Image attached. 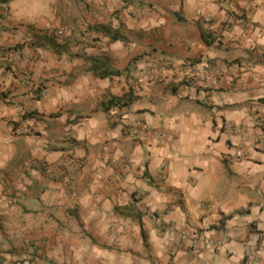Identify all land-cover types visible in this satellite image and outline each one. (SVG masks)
Returning <instances> with one entry per match:
<instances>
[{"label": "crops", "instance_id": "0c3cea01", "mask_svg": "<svg viewBox=\"0 0 264 264\" xmlns=\"http://www.w3.org/2000/svg\"><path fill=\"white\" fill-rule=\"evenodd\" d=\"M5 2L0 58L22 56L0 66V198L65 218L27 225L65 234L48 261L6 264H134L142 229L143 264H264V0Z\"/></svg>", "mask_w": 264, "mask_h": 264}, {"label": "rangeland", "instance_id": "374dc122", "mask_svg": "<svg viewBox=\"0 0 264 264\" xmlns=\"http://www.w3.org/2000/svg\"><path fill=\"white\" fill-rule=\"evenodd\" d=\"M1 4H5L6 8H3ZM8 12H10L8 3L5 2V0H0V15L6 14ZM64 31L65 30L63 28H55L52 33L55 37L60 38L62 35H64ZM16 49L17 48L5 50L3 56L8 55L12 52H15L17 54L18 51ZM20 58L15 60L19 61ZM15 60L6 61L1 60L0 58V66L4 64V61L7 62V64H12L13 62H15ZM42 91L45 92L43 94H40V92ZM46 94L47 87L41 84L40 86H38V88L35 89V91L33 90L31 92L28 98L19 101L16 107L21 113H23L24 117H30V115L35 113L34 111H32V108L34 107L33 100L37 98L39 99ZM13 130L15 132L20 131L28 135L36 134L38 132L37 126L28 123H15ZM56 212H53L50 209H47L40 205H32L30 201L0 198V264H6L8 261L22 263L25 260L34 259L35 257L45 258L48 261L47 257H53V254L50 253L52 250L51 243L54 242L55 245L58 246L65 235L60 231L61 228H57L55 229V231L51 232H44L36 230L37 227L30 229L32 226L27 225L32 223H34L35 225V222L45 224L58 223L60 225L59 227H61L62 223L65 222V218H63V216H61L60 214L54 215V213ZM76 234L78 233H75V235ZM84 234L89 238L92 244H97V238L93 236L92 233L86 232ZM134 239V264H143V261L141 260L142 253L140 254V252L143 248H145L144 253L146 252V242L143 240L144 242L141 245L139 242H137V236H135ZM35 246H37L38 248H35ZM138 248L139 250H137ZM117 250L120 252L121 249L119 248ZM91 259L94 260V258ZM123 264H125L124 260Z\"/></svg>", "mask_w": 264, "mask_h": 264}, {"label": "trees", "instance_id": "16d2710c", "mask_svg": "<svg viewBox=\"0 0 264 264\" xmlns=\"http://www.w3.org/2000/svg\"><path fill=\"white\" fill-rule=\"evenodd\" d=\"M98 26L101 27L105 33L109 34L112 40H118L122 38L121 35L118 33V31L115 29H112L110 26L108 25H98ZM91 28H93V26H91ZM46 38L43 37L44 41L49 42V44L52 47H54V49L60 48L62 46L61 44H58L56 42L54 35L53 37H48L47 39ZM43 39H38V40L42 41ZM207 43L209 44L210 41H207ZM40 44H44V43L42 42ZM88 59L92 62V70L95 71L99 76L105 77V76H108L109 74H113L114 71H109L106 68L107 61L101 58H94V57H88ZM126 105H128V100H124L123 98H120V97H112L107 103L102 104V108L107 111L112 106L122 107ZM141 234H142L143 240L146 242L147 236L143 229L141 230Z\"/></svg>", "mask_w": 264, "mask_h": 264}, {"label": "built area", "instance_id": "2783aa9c", "mask_svg": "<svg viewBox=\"0 0 264 264\" xmlns=\"http://www.w3.org/2000/svg\"><path fill=\"white\" fill-rule=\"evenodd\" d=\"M1 6L3 8H6L5 4H1ZM19 58H20V55H18V53L16 54L15 52H12V53H10L8 55L3 56L2 59L6 60V61H12V60H15V59L17 60ZM44 92L45 91H42V92H40V94H43ZM141 131H142V137H144L145 139L147 137H156V136L165 137L167 135V133H166V131L164 129L150 128V127H147L145 125L142 126V130Z\"/></svg>", "mask_w": 264, "mask_h": 264}]
</instances>
